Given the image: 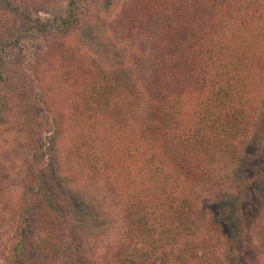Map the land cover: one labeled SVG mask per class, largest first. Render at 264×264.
<instances>
[{
    "label": "trees",
    "instance_id": "trees-1",
    "mask_svg": "<svg viewBox=\"0 0 264 264\" xmlns=\"http://www.w3.org/2000/svg\"><path fill=\"white\" fill-rule=\"evenodd\" d=\"M84 1L0 0V264H236L242 242L264 264V197L254 238L220 208L264 187L225 173L264 135V0H127L109 30L147 48L142 90L69 52Z\"/></svg>",
    "mask_w": 264,
    "mask_h": 264
},
{
    "label": "rangeland",
    "instance_id": "rangeland-1",
    "mask_svg": "<svg viewBox=\"0 0 264 264\" xmlns=\"http://www.w3.org/2000/svg\"><path fill=\"white\" fill-rule=\"evenodd\" d=\"M31 2V0H26ZM127 0H85L83 3L85 9L89 11V14L86 18L83 19L82 23L70 34L65 35V44L69 47V52H87L93 56H100L101 52H110V56L117 58V52H121L118 56V59L114 58L117 64H115V69H119L118 75V84H122L125 80L129 86L136 87L137 89H143L146 84V78L148 74V59H147V48L144 44L137 45L136 50L133 48L124 46L114 42L111 37L109 26L114 19L115 14L118 12L119 8ZM36 16L43 22L51 19V17L44 12H35L33 17ZM42 38L39 37H29L27 44L29 46L28 52H45L50 47H52L54 52H60L59 46L60 43L55 45L49 43H42ZM51 44V45H50ZM25 48V47H24ZM28 49L25 48L26 51ZM134 50V51H133ZM24 51V52H25ZM67 52V51H62ZM17 52L10 53L12 55L11 64L19 65L23 62V53L16 54ZM127 101H125L126 110L135 116H139L143 113V104L139 102H134L132 107L127 108ZM259 131L264 130V109L260 114L258 121ZM1 139V138H0ZM52 141V140H51ZM238 167L242 166L240 170L235 169V165L231 168H227L226 174L230 178H234L237 174V171L242 175L247 177L248 180L254 179V174H256V168L264 166V135L261 137L254 138L242 151L241 160L237 163ZM50 178H53V170L49 169ZM255 181L253 186L246 191L241 199L240 210L236 209V206H232L226 200L221 202L220 208L223 213H225V208L229 206V212L231 209L232 218L235 216L237 220L234 223L230 222V218L226 217L225 226L231 232H239L240 226L244 223H248L250 227V235L254 238V234L259 231L260 224L258 218V210H260V201L261 197H264V187ZM264 214V210L263 213ZM246 224V226H248ZM253 245L254 242H253ZM239 249L238 258H235L236 264H246L249 260H252L256 257V253L253 249H243L244 243L238 245ZM246 248V247H244ZM158 264V263H157Z\"/></svg>",
    "mask_w": 264,
    "mask_h": 264
}]
</instances>
